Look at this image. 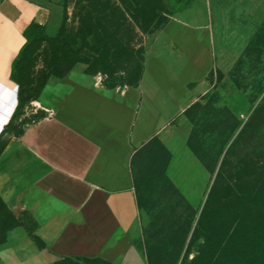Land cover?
<instances>
[{"label": "crops", "instance_id": "0c3cea01", "mask_svg": "<svg viewBox=\"0 0 264 264\" xmlns=\"http://www.w3.org/2000/svg\"><path fill=\"white\" fill-rule=\"evenodd\" d=\"M65 4L0 0V197L30 222L7 233L0 264H149L138 172L210 89L208 16L169 17L134 79L74 68L30 101L13 62L31 23L59 32Z\"/></svg>", "mask_w": 264, "mask_h": 264}, {"label": "rangeland", "instance_id": "374dc122", "mask_svg": "<svg viewBox=\"0 0 264 264\" xmlns=\"http://www.w3.org/2000/svg\"><path fill=\"white\" fill-rule=\"evenodd\" d=\"M190 8L208 16L210 89L139 168L151 264H224L244 196L264 178V0H66L61 45L39 41L23 57L30 101L71 64L118 84L137 76L164 22ZM29 223L4 212L0 239Z\"/></svg>", "mask_w": 264, "mask_h": 264}, {"label": "trees", "instance_id": "16d2710c", "mask_svg": "<svg viewBox=\"0 0 264 264\" xmlns=\"http://www.w3.org/2000/svg\"><path fill=\"white\" fill-rule=\"evenodd\" d=\"M66 22V4H65V20L61 29L55 36L47 33L44 26L33 22L25 32L27 42L21 50L19 56L13 62V78L21 86V94L24 85V65L23 57L27 48L39 41H50L57 46L61 45L60 34L65 27ZM74 65L67 66L62 73H53L56 77L64 78L73 69ZM256 189L250 194L245 195V204L240 216L239 227L229 236L227 242V251L224 264H264V178L257 180ZM6 212L11 220H16L15 214L8 208L6 203L0 197V216ZM6 230L2 234L0 244L4 243L7 238ZM146 244V240H145ZM147 249V247H146ZM149 264L151 259L147 251Z\"/></svg>", "mask_w": 264, "mask_h": 264}]
</instances>
